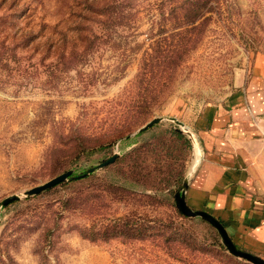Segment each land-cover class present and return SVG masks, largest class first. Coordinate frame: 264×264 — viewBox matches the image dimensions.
<instances>
[{"label": "rangeland", "instance_id": "obj_1", "mask_svg": "<svg viewBox=\"0 0 264 264\" xmlns=\"http://www.w3.org/2000/svg\"><path fill=\"white\" fill-rule=\"evenodd\" d=\"M156 2L139 0L130 23L109 30L95 26L107 41L67 71L40 64L36 43L57 38V30L79 21L86 0H0V264H253L233 255L217 229L202 217H190L197 245L187 237L186 243L174 246H180L176 253L152 240L84 238L74 226L90 227L92 221L62 207L63 200L84 187L94 188L105 180L123 183L120 170L130 162L145 167L141 177L150 187L147 192L158 189L168 202L156 211L139 207V212L164 218L175 212L176 191L187 176L190 183L203 158L191 121L244 84L254 65L264 60V0H223L201 26L198 41L162 96L134 116L130 131L115 136L114 128L127 117L124 105L135 102L128 95L140 58L151 50V38L177 43L185 28L161 23L159 10L152 8ZM25 36L32 38L27 47ZM155 117L163 119L138 131ZM168 117L184 122L198 144L185 132L186 140L173 136L171 130L180 126ZM78 126L83 146H95L73 157ZM115 152L116 162L97 168L81 182H70ZM68 170L73 174L67 180L25 195ZM13 194L20 198L2 206ZM106 204L98 214L99 223L128 213L121 201L108 199ZM202 244H210V255L192 251Z\"/></svg>", "mask_w": 264, "mask_h": 264}, {"label": "trees", "instance_id": "obj_2", "mask_svg": "<svg viewBox=\"0 0 264 264\" xmlns=\"http://www.w3.org/2000/svg\"><path fill=\"white\" fill-rule=\"evenodd\" d=\"M138 1L86 0V5L78 14L79 21L57 30L59 34L57 38L48 37L36 43L35 49L40 57L39 63L67 71L79 65L102 42L107 41L104 39V35L97 34L95 26L99 25L100 28L105 27L104 29L109 30L117 24L130 23L135 18L136 11L134 10ZM222 2L223 0H157L152 8L156 7L159 10V21L163 24L171 22L176 25L183 24L185 28L180 32L182 36L177 43L169 42L170 40L167 42L162 38H151L152 41L148 49L152 51L147 50L140 58L139 70L129 91L130 101L134 99L135 102L124 105L123 112L127 114V117L122 124L114 128V132L117 134L115 136L119 137L122 133L130 131L133 127L134 116L151 108L162 96L165 89L172 83L175 71L182 64L186 53L198 41L202 33L201 26H205L211 20L214 11L220 9ZM30 40H32L30 36H25V47ZM78 128L80 126L75 129L76 133H73V139H78L73 144L76 151H72L70 154L73 157L74 155L78 157L83 151L92 150L95 146V144L83 146V133L79 132ZM171 131L173 136L185 139L182 132L175 129ZM100 142L102 141L100 140ZM61 144L67 146L68 143L61 142ZM116 161L117 159H115ZM142 168L145 167L135 166V163L129 162L120 170L123 175V183L105 180L94 188L87 186L79 189L75 195L63 200L61 204L65 211L78 212L92 221L90 227L77 224L74 228L82 237L92 241H105L121 237L131 241L152 240L157 245L163 244L167 249L174 248L176 253L180 251V246H174L186 243L188 238L193 239L192 241L197 245L198 236L192 223L194 218L182 214L175 204L172 205L175 206V212H168L165 218L163 216L150 217L148 212H139V207L156 211L158 208L166 206V203L168 204L159 194L158 189L152 190L151 193L147 192L150 187L141 177ZM87 178V175H82L71 178L70 182H81ZM108 199L123 202L128 208V213L120 217L115 216L106 223H99L97 221L98 214L100 215L102 208L107 206ZM202 245L199 248H193L192 251L197 250L210 255V244ZM220 245L224 248L222 244ZM186 247L189 249V246Z\"/></svg>", "mask_w": 264, "mask_h": 264}, {"label": "crops", "instance_id": "obj_3", "mask_svg": "<svg viewBox=\"0 0 264 264\" xmlns=\"http://www.w3.org/2000/svg\"><path fill=\"white\" fill-rule=\"evenodd\" d=\"M194 119L203 158L186 192L188 204L212 213L238 246L264 258V60Z\"/></svg>", "mask_w": 264, "mask_h": 264}, {"label": "water", "instance_id": "obj_4", "mask_svg": "<svg viewBox=\"0 0 264 264\" xmlns=\"http://www.w3.org/2000/svg\"><path fill=\"white\" fill-rule=\"evenodd\" d=\"M168 118L180 126L178 128V131L188 133V135L191 137L192 141L195 144H198L194 132L192 130H190L189 128H186V125L184 124V122H182L181 120H179L176 117H168ZM162 119H163V117H155V118L151 119L150 121H148L146 124H144L142 127H140L138 131H140V132L144 131V130L152 127L153 125H155L156 123H158ZM118 155L119 154L117 152H115L106 161L101 162L98 165L89 168L85 172L84 175H89L91 172H93L97 168H101V167L107 166L108 164L113 163ZM72 174H73L72 170H68L64 173H61L58 176L48 180L47 182L27 190L25 192V195L26 196H32L35 194H39V193H41V192H43V191H45V190H47V189H49L55 185L67 180ZM81 176L82 175H78L76 177H81ZM188 187H189V176H187L184 179L182 186L175 193L176 206L178 207L180 212L182 214H184L185 216H188V217H202L205 220H207L209 223H211L217 229L219 234L221 235L223 243L226 246V248L236 257H239L241 259H245L249 262H252L253 264H264V258H262L256 254H253V253L241 248L240 246H238L233 241L231 236L229 235L224 224L216 216H214L212 213H210L209 211H206V210L193 209L187 204L186 192L188 190ZM19 198H20V196L18 194L10 195L2 201L1 205L2 206L8 205V204L12 203L13 201H15Z\"/></svg>", "mask_w": 264, "mask_h": 264}, {"label": "bare ground", "instance_id": "obj_5", "mask_svg": "<svg viewBox=\"0 0 264 264\" xmlns=\"http://www.w3.org/2000/svg\"><path fill=\"white\" fill-rule=\"evenodd\" d=\"M197 151H198V149H197ZM201 151V150H200ZM199 153V152H198ZM198 153H196V154H198Z\"/></svg>", "mask_w": 264, "mask_h": 264}]
</instances>
